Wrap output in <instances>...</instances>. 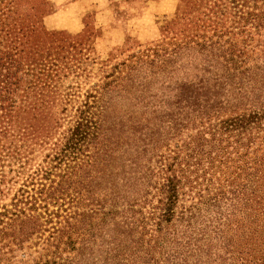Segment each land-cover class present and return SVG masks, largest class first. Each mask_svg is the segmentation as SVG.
<instances>
[{"label": "trees", "instance_id": "trees-1", "mask_svg": "<svg viewBox=\"0 0 264 264\" xmlns=\"http://www.w3.org/2000/svg\"><path fill=\"white\" fill-rule=\"evenodd\" d=\"M181 2L170 40L52 143V169L69 161L55 186L0 208V264L33 239L38 250L14 264H264V11L251 14L258 39L247 47L222 39L202 0ZM39 6L0 0V152L46 144L63 112L52 79L28 68ZM63 185L81 208L37 212Z\"/></svg>", "mask_w": 264, "mask_h": 264}, {"label": "rangeland", "instance_id": "rangeland-1", "mask_svg": "<svg viewBox=\"0 0 264 264\" xmlns=\"http://www.w3.org/2000/svg\"><path fill=\"white\" fill-rule=\"evenodd\" d=\"M41 1L43 6L38 7L36 19L37 31L41 33L35 38L39 46L31 50L28 68L33 69V79L46 78L45 84L52 79L54 92L61 102L54 111L58 115L63 112L46 144H30L18 155H14L11 148L8 152H0V208H10L21 197L32 195L40 183L48 186L52 180L51 186H55L69 161L64 160L52 169L55 163L50 151L52 143L60 140L59 135L69 126L76 111L87 103L98 101L101 88L114 77L122 76L127 65H132L145 49L170 40L172 35H164L165 27L172 24L183 8L181 0ZM191 5L194 8L197 2L192 1ZM204 7L211 9L207 12ZM198 10L203 13L201 17L221 24L217 30L224 32L223 40L237 44V40L246 38L247 47H251L258 39L251 14L264 11V0H202ZM239 31L241 36H237ZM113 92L116 94V88ZM110 95L106 93L103 100ZM124 107L119 106L120 109ZM45 170L47 175L42 173ZM62 189L61 197L57 195L46 204L39 201L37 212L42 215L56 212L60 219L76 206L81 208L70 201L72 192L64 185ZM54 222L55 218L51 223ZM34 242V239L29 241V250L23 248L13 253L14 257L8 262L14 264L21 253L26 256L38 250V247H31Z\"/></svg>", "mask_w": 264, "mask_h": 264}]
</instances>
